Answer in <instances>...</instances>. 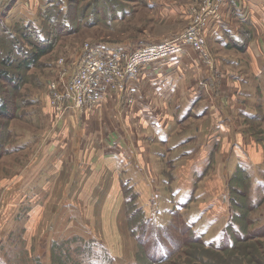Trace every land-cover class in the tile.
<instances>
[{
  "label": "rangeland",
  "instance_id": "1",
  "mask_svg": "<svg viewBox=\"0 0 264 264\" xmlns=\"http://www.w3.org/2000/svg\"><path fill=\"white\" fill-rule=\"evenodd\" d=\"M212 5L221 12L223 5L220 7L219 0H47L30 24L37 28V35L48 38L40 46L51 41L53 46L29 68L17 67L20 57L13 64L3 66L6 59L12 57L4 55L12 50L15 38L31 52L39 41L35 36L27 41L19 39V34L11 36L0 23V71L8 72L10 79L16 80L10 83L9 78L8 81L0 77V264H124L122 256L128 258V264H264V187L254 186L241 168L231 170L229 167L226 174H222L228 155L225 140L215 147L203 180L218 174L224 181L230 216L216 227L217 245H210L208 249L201 244L204 242L200 229L203 223L199 227V223L193 221L197 209H186V204L180 206L176 198H170L168 191H151L144 209L136 203L135 193L127 188V202L120 217L111 216L109 203L103 206L106 210L103 217V207L94 197L92 201L98 206L90 209H93V227L96 228L85 227L80 232L70 230L67 203L62 206L60 217L52 213L59 195L68 184L72 186L71 180L68 183L54 180V189L52 177L44 169L43 188L49 198L37 197L33 185L27 194L18 193L19 181L29 171L40 148H47L55 141L69 146L76 128L83 129V141L87 139L85 146L88 141L89 145L97 142L99 134H105L107 142L113 137L109 113L114 114L117 95L128 91L130 85L123 89L111 88L108 82L101 81L94 95L82 94L85 101L79 108L70 105L66 97L56 99L55 86L61 75L66 73L75 79L78 69L87 64L80 55L82 49L102 45L130 51L144 43L175 38L198 19L205 20L204 29L209 19L205 14ZM5 12L4 8L0 17ZM246 31L244 27L241 30L243 34ZM207 45L205 36L209 56L206 60L201 57L207 65L214 64L215 56ZM219 87V92H231L227 84L221 83ZM232 116L236 137L246 143L247 148L262 149L264 153V119L241 117L237 113ZM115 122L114 126L118 127L119 123ZM208 125L204 118H187L180 129L190 132ZM83 150L81 153L85 156ZM71 158H76V154ZM71 164L67 160L66 169ZM261 164L264 165V160ZM67 171L63 174L65 178ZM256 175L264 178V169L256 170ZM251 187L255 188L256 201H251L249 196ZM11 189H15L12 195L15 198L10 196L7 204L5 197ZM75 192L77 188L69 196L70 204L79 199ZM154 202L162 204L155 212Z\"/></svg>",
  "mask_w": 264,
  "mask_h": 264
},
{
  "label": "crops",
  "instance_id": "2",
  "mask_svg": "<svg viewBox=\"0 0 264 264\" xmlns=\"http://www.w3.org/2000/svg\"><path fill=\"white\" fill-rule=\"evenodd\" d=\"M46 2L14 0L0 17V23L10 28L17 23L30 24ZM243 27L248 32L243 34ZM203 34L208 49L215 56L214 64L207 65L200 53L186 45L177 56L145 65L136 80L129 77L131 88L118 94L114 101V114L111 112L108 117L113 121L110 141L105 140V134H99L101 141L98 139L93 145L88 141L85 146L87 139L83 141V129L76 128L69 146L55 141L47 148H40L29 171L19 181L18 193L27 194L33 185L37 197L49 198L43 188L44 169L51 175L54 189V180L62 179L66 183L71 180L72 186L68 184L59 195L52 213L60 217L62 206L67 203L70 230L80 232L94 225L93 209H90L93 206L97 209L96 201H92L94 197L100 207L111 204V216L120 217L127 202V188L135 193L136 203L144 209L151 191H168L170 198H176L180 206L186 204V209H197L193 221H197L199 227L203 223L201 239L206 245H217L216 227L230 216L228 191L218 174L203 179L218 143L228 141L222 174H226L229 167L231 170L241 168L254 186L264 187V178L256 175V170L264 169L261 164L264 153L260 148L256 151L247 148V144L236 137L232 116L237 113L241 117L264 119V0L224 2L220 20L208 19ZM242 44L243 48L238 50ZM221 83L227 84L231 92H219ZM111 107L113 111L112 103ZM187 118H204L209 125L205 129L184 132L180 125ZM114 119L118 127L114 126ZM73 153L76 154L74 160ZM67 160L72 163L68 171ZM65 171L68 172L66 178L63 177ZM76 188L79 199L70 204L69 196ZM14 190L8 192L6 203L8 199L10 202ZM253 195L255 188L251 187L249 196L251 201H256ZM111 197L115 198L111 200ZM163 199L166 197L162 198V204ZM161 203L154 202V212ZM102 213L106 217V210ZM122 258L124 264H128V258Z\"/></svg>",
  "mask_w": 264,
  "mask_h": 264
},
{
  "label": "built area",
  "instance_id": "3",
  "mask_svg": "<svg viewBox=\"0 0 264 264\" xmlns=\"http://www.w3.org/2000/svg\"><path fill=\"white\" fill-rule=\"evenodd\" d=\"M14 0H0V12ZM224 5L225 0H219ZM211 7V8H210ZM206 18L218 21L221 12L210 6ZM205 20L198 19L186 30L176 35L175 38L160 40V42L144 43L133 50L126 51L120 48H104L100 45H92L82 49L80 55L86 60L85 65L78 69L75 79L64 73L57 81L56 99L67 98L70 105L79 108L85 98L82 94H95L100 87L101 81L109 83V87H120L128 84L129 77L135 78L141 69L152 62L161 61L169 57L177 56L183 47L188 45L192 50L197 51L206 60L209 56L205 50V36L202 34Z\"/></svg>",
  "mask_w": 264,
  "mask_h": 264
},
{
  "label": "trees",
  "instance_id": "4",
  "mask_svg": "<svg viewBox=\"0 0 264 264\" xmlns=\"http://www.w3.org/2000/svg\"><path fill=\"white\" fill-rule=\"evenodd\" d=\"M14 2V1H13ZM12 3V2H11ZM10 3V4H11ZM10 4H8L7 6H5L4 8H6L5 10L7 11V9L10 7ZM3 8V9H4ZM0 12V14L3 12ZM62 21V20H61ZM62 26H66V24L59 22ZM2 25V24H1ZM3 26L4 30H7V33L9 35H17L19 34V39H25L26 41L29 40V38L31 36H35L37 41H39V45L35 46L36 49L34 51H29V49H27L26 46H23L21 44V42H19V40L17 38H15V45L13 46L12 50L9 51L8 53L6 52L4 56H6L7 58L9 57L8 55H11V58L6 59L5 63L3 64V66H9L10 63H14L13 61L16 60L20 57V59H18V65L17 67H25V68H29L32 67V65L34 64V62L40 58V56L46 54L53 46V42H48L47 45L45 46H40V44L46 43V41H48V38H43L41 37L39 34L37 35L36 32V27H34L32 24H20L17 23L14 25L13 28H7L8 26ZM33 32V33H31ZM16 54V55H15ZM14 56H16V59L14 58ZM11 64V65H12ZM0 77H2L5 80H8L11 78L10 75L8 74V72L6 71H0ZM9 78V79H8ZM13 81H16L15 79H10V83H13ZM232 201H234V198L231 199ZM200 240V239H199ZM198 240V241H199ZM201 244L203 246H205L207 249L211 248L210 245H206L204 242L201 241ZM219 249V248H218ZM217 250V249H216ZM234 252V250H233Z\"/></svg>",
  "mask_w": 264,
  "mask_h": 264
}]
</instances>
